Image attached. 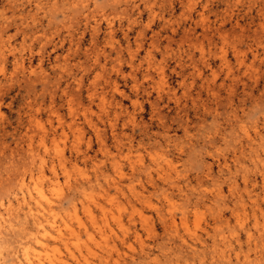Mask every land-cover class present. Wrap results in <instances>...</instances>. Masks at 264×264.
<instances>
[{
  "label": "rangeland",
  "instance_id": "obj_1",
  "mask_svg": "<svg viewBox=\"0 0 264 264\" xmlns=\"http://www.w3.org/2000/svg\"><path fill=\"white\" fill-rule=\"evenodd\" d=\"M31 151L65 264H264V0H0L1 211Z\"/></svg>",
  "mask_w": 264,
  "mask_h": 264
},
{
  "label": "bare ground",
  "instance_id": "obj_2",
  "mask_svg": "<svg viewBox=\"0 0 264 264\" xmlns=\"http://www.w3.org/2000/svg\"><path fill=\"white\" fill-rule=\"evenodd\" d=\"M115 87L117 88L116 85H115ZM54 135H55V133H54ZM54 135L52 136L53 137L52 139H54ZM56 145H58V144L55 143V146ZM56 147H59V146H56ZM55 154L57 157L58 164L62 165V167L64 168L66 165L67 159H66L65 153L63 152V149L59 147L58 149L55 150ZM29 155H31V159L29 160L30 162L26 161L27 164L29 162L28 166L23 168V170H20V171H22L21 176L19 177V179L17 178V180H18L17 185L19 184L18 190L23 189L25 187L26 191L22 192V190H21V191H19L20 194H18V192H14L13 197H10L9 199H7V205L4 208L5 210L4 211L0 210V245L2 244V242H5V241H3L5 238L4 236H5L6 232L8 233V231H10V230L20 229L24 233V235H23L24 240L22 239L18 243V244H21L19 248H13V249H11V251L8 252L9 257L5 258L3 255L1 256V254H0V264H65L66 261L60 252V249H59L60 245H58V244L63 243L64 246L67 247V249L69 250V238H67V236L65 234L67 233L68 235H73L75 233V231L72 228L70 219H72L71 217H77L78 202L72 198L67 200L66 206H64L62 203L53 202L47 196L46 191H45V187L43 185V179L46 176L45 171L43 169V164H42V162H44V159L41 160L42 162H40L39 165H36L35 160L33 159V155H34L33 151H31L29 153ZM42 158H43V156H42ZM49 167L51 169V173L53 174V176L56 177V166H55V164H51V166H49ZM114 167L119 172V174L122 172L120 164L118 162L114 163ZM19 172H18V174H19ZM48 180H49V178H48ZM113 181H112V183H113ZM114 184H115V181H114ZM116 184H118V183H116ZM56 187H58V186H56ZM85 190L81 191L83 198L88 196V201H89V198L91 200H93L94 203H96L95 205H97V207L100 209V211L102 213L101 216L102 215L105 216V214L109 210H106L105 205L103 207V205H101V203L96 201L93 197H90L92 194L89 192H87L88 193L87 194L85 192ZM51 195H53V194H51ZM79 203L82 205V208L84 209V211H86L88 213L89 217L93 218L94 215L92 213V210L90 209V206L87 205L85 203V201H83V200H79ZM104 216H102L103 220L106 219V218H104ZM67 217H69V219ZM172 220H174V219H172ZM119 221H120V218H119ZM92 222H94V220ZM103 225H104V222H103ZM99 229H100V226H99ZM102 230H104V229H102ZM15 232H16V230H15ZM77 233H75V234H77ZM88 234H89V232H88ZM103 235H105V234H103ZM75 236H76V239H79V238H77V235H75ZM99 237H100V235H99ZM104 237H106V236H104ZM104 239H102V240H104ZM93 240H96V238ZM6 241H7V238H6ZM96 241H99V240H96ZM105 241H106V239H105ZM182 241L184 242V240H182ZM94 242L95 241H93V244H94ZM11 243H12V241L10 242V244ZM104 247L101 246V248H104ZM0 248H1V246H0ZM7 249H6V251H7ZM91 250H92V248H91ZM88 251H90V250H88ZM0 253H1V250H0ZM70 253H72V252H70ZM88 253L91 254L92 252H88ZM108 253H109V250H108ZM95 254H99V253H95ZM107 255L109 256V254H107ZM222 255H224V254H222ZM217 256H218V254H217ZM224 257H226V256H224ZM105 260H106V258H105ZM101 263H102V261H101Z\"/></svg>",
  "mask_w": 264,
  "mask_h": 264
}]
</instances>
